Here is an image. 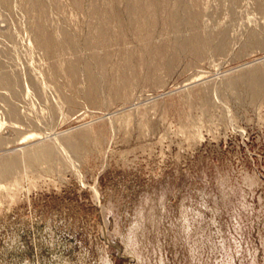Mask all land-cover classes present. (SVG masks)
<instances>
[{"label": "rangeland", "instance_id": "rangeland-1", "mask_svg": "<svg viewBox=\"0 0 264 264\" xmlns=\"http://www.w3.org/2000/svg\"><path fill=\"white\" fill-rule=\"evenodd\" d=\"M130 1L0 0V264H264V0Z\"/></svg>", "mask_w": 264, "mask_h": 264}, {"label": "bare ground", "instance_id": "bare-ground-1", "mask_svg": "<svg viewBox=\"0 0 264 264\" xmlns=\"http://www.w3.org/2000/svg\"><path fill=\"white\" fill-rule=\"evenodd\" d=\"M72 3L74 4L75 8H81L84 0H71ZM154 0H131L129 4L126 2V6L124 8H119V18H126L128 21L132 24L133 29L135 34L138 36L145 37V41L150 44L151 40L148 38V34L146 35L145 33H149L150 35H154V33L147 28V23H145L146 19L148 17H154L156 19L155 21V32L156 29L159 27L160 24H163L165 27L166 24H174L177 22L179 19V15L177 13V10H181V1L177 0L175 4L171 3V0H163V15L166 17H159L157 16L154 8ZM57 6L60 8L64 7L62 5L61 0H56ZM119 2V0H117ZM157 3V2H156ZM147 8V10H145ZM63 9V8H62ZM117 10V9H116ZM68 11V10H67ZM161 12V11H160ZM118 14V13H117ZM162 15V14H161ZM72 19V18H71ZM97 26L96 28V36L98 37L99 40V54L94 55L91 57L87 65L90 70L93 69L95 66H101L102 70H104L103 67L106 66V64L109 61L110 58V53H111V32L109 28L102 22ZM187 32L183 36L182 34L177 37L176 41L178 45L187 50H193L196 48V31L193 28H190L189 25L187 26ZM169 33V32H168ZM171 34V33H170ZM171 37V36H170ZM170 37H166V44L168 45V41L170 40ZM97 43V42H96ZM170 51L167 50V54H169ZM157 54V53H156ZM164 67L162 64L160 65V69ZM165 69L169 70L170 67H164ZM261 76V75H260ZM101 76L98 74H94L92 71L90 73V83L93 88H97L100 83H101ZM253 80V87L256 89V87H259L262 85L264 81V75L262 77H259L258 80L252 79ZM251 85V82H250ZM249 85V86H250ZM253 90V89H252ZM254 91V90H253ZM255 93V92H254Z\"/></svg>", "mask_w": 264, "mask_h": 264}]
</instances>
